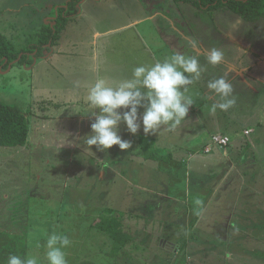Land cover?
Returning a JSON list of instances; mask_svg holds the SVG:
<instances>
[{
    "label": "rangeland",
    "instance_id": "1",
    "mask_svg": "<svg viewBox=\"0 0 264 264\" xmlns=\"http://www.w3.org/2000/svg\"><path fill=\"white\" fill-rule=\"evenodd\" d=\"M69 1L0 0L3 8H19L21 11L18 16L5 14L0 23V33L5 34L17 50L31 48L37 42L44 12L56 15L57 9L64 7ZM103 1L109 2L106 9L110 3L113 5V11L117 15L110 10L117 21L113 22L111 28L103 24H110L107 18L95 22L100 35L92 48L97 57L104 48L111 56V75L114 81H109L110 83L126 79L129 60L134 56L138 57L140 53L141 34L152 56L150 65L178 52L175 50L178 37L174 29L185 31L183 26H190V34L185 32L198 41L200 50L205 48L209 52L216 47L223 51L224 60L214 66V74H204L206 54L200 56L202 75L191 84L188 94L205 102L206 105L201 111L203 115L207 114L216 119L217 123L210 127L211 130L222 132L227 128L224 132L231 136L232 143L245 141L247 145L243 142L241 159H256L260 169L264 171V112L258 113L261 105V109H264V85L261 83L264 81V25L247 22L230 10L202 7L192 1ZM140 2L146 6L148 13L153 14L158 10L173 18L176 23L172 25V32L171 28L168 32L160 28L162 17L158 19V24L147 18L136 26L129 27L128 14L135 20L145 17ZM25 4L28 6L25 7ZM99 17H102V13ZM88 19L85 22L92 20ZM9 26H17L19 30L13 33ZM147 29L148 35L144 33ZM79 34L88 37L91 29L83 28ZM181 44L183 50L195 49L189 45L188 40L181 39ZM193 53L199 56L197 52ZM34 64L35 59L31 62L27 58L24 64L16 63L13 68L2 67L7 72L0 70V102L15 106L25 114H33L42 109L38 114L56 116L51 122L39 121V132H33L35 125L32 118L26 146L0 147V262L6 261L8 254H14L22 257L35 255L40 258V264H46L43 245L48 235L56 231L67 235L71 240V244L64 249L68 264H186L189 257L192 258V264H264V206L263 213L249 218H258L261 225L256 231H253L255 226L248 225V237L239 246H234L230 240L219 242L221 240L212 236V232H200L199 229L195 233L197 240L191 245L188 243L186 250L175 254V245L180 242L175 237V228L168 224L170 218L166 216L158 219L149 215L152 219L150 220L148 216H140L139 202L144 201L140 198L146 197L148 189L162 194L167 186L176 182L180 192L184 191V185L187 186L188 199L192 203L201 188L196 184L200 173L197 175V171L191 170L195 163L191 160L205 159L214 162V156L199 151L193 153L196 158L191 159V151H162L165 156L172 153L174 158L168 162L144 159L143 151L138 145L132 144L129 137L131 133L123 124L119 134L124 140L131 142L132 147L129 150L121 151L118 146H114L103 152L94 146L93 153L85 152L86 146H81V138L91 133V123L94 122L90 114L92 110L89 108L80 113L72 109L55 111L52 108L35 107L31 96L35 94L36 97H43L41 102L47 104L49 93L44 90L47 85L42 86L44 88L38 84L34 87ZM228 69L231 71L230 78L226 80L233 85L236 103L228 111L217 109L212 113L210 106L219 98L213 94V100L197 93L200 88L209 92L208 82L224 78L220 71ZM242 69L246 70L241 74ZM245 81L252 85L250 93L254 95L250 101L239 96ZM72 98L77 99L75 96ZM190 121L195 122V127L200 124L198 118ZM236 126H241V129L232 130ZM245 126H252L255 133L247 137L243 135ZM199 128L204 130L203 126ZM189 136L191 135L181 139L177 136L169 138L173 143L183 141ZM190 143L195 145L198 141L192 139ZM116 149L120 151V164H117L118 161L114 162ZM253 155L255 158H252ZM179 156L187 160L189 158L190 161L183 162ZM100 159L101 163H98ZM216 161L221 164L227 162L223 157ZM103 162L107 171L113 174L106 172L103 175ZM204 174L205 170L199 177L206 178ZM154 180L159 182L154 183ZM171 191L176 190L173 188ZM171 208L177 210L183 209V206L178 204ZM107 209H114L124 216L127 234L135 233L136 229L140 236L134 238L132 247L124 249L117 256L111 252V242L98 230L92 229L91 225ZM148 212L147 210V214ZM145 237L148 241H145ZM164 239L167 245L161 247L160 241Z\"/></svg>",
    "mask_w": 264,
    "mask_h": 264
},
{
    "label": "crops",
    "instance_id": "2",
    "mask_svg": "<svg viewBox=\"0 0 264 264\" xmlns=\"http://www.w3.org/2000/svg\"><path fill=\"white\" fill-rule=\"evenodd\" d=\"M163 2H161L162 5ZM107 3L109 2H105L103 0H78L77 13L68 21L65 29L60 34L57 44L48 50H45L43 52V56L38 60L34 58V87H36L37 84L39 87L47 85V88L44 90H47L49 93L47 104L41 102V100L44 99L43 97L39 98L33 94V96H31V100L33 101L35 107L40 106L43 109L52 108L55 111H61L64 109L69 111L72 109L73 111L77 110L80 113H83L86 109H89L84 101V96H86L85 85L94 83L98 77H103L108 81H114L111 75V56L106 53L104 48L102 53H100V55L97 57L94 49L92 48V45L95 44L97 37L100 35L98 30L99 28H97L95 25L99 22L98 20H104L106 18L109 19L110 24L103 22L104 25H108L107 28H111L113 22L117 21L115 18H113L111 12V10L113 11V5L110 3L109 7L106 9V6L108 5ZM158 3L159 2H154L153 4ZM139 5L140 8L143 9L142 11L145 17L141 20H135L130 16V14H128L127 18L129 20V27L132 25L136 26L138 23L144 21L147 18L154 20L158 24V19L162 17V20L159 22L160 28L166 32H168V29L171 28L170 32H172V25L176 23V21L173 18L168 17L167 13L165 15L162 14L161 11L157 10L155 13L151 14V12L148 13L146 6L142 5L141 2ZM27 6L28 5L25 4V7ZM64 7H66V5ZM5 8L6 10H3ZM5 8H3L0 3V23L5 18L6 13H10L14 16L21 14L19 8ZM100 13H102L101 18L99 17ZM113 13L117 15L114 11ZM146 14H148V17H146ZM88 18H91L92 20L85 22L86 20H89ZM56 19L57 16L53 13L46 14L44 12V22H41L43 25H51V27H53L55 25ZM256 22V24L264 25V19H260ZM183 27L185 31L189 33L190 26ZM8 28L13 33H16L19 30L17 26H9ZM83 28L91 29V34L88 37L81 36L79 34ZM174 30L177 31L176 36L178 37V42L175 43L177 47L174 46L176 51L185 55H194L193 52H197L199 55L197 56L199 60L200 56L207 54L208 51L205 48L203 50H200L199 47L195 48L194 50H183L181 39L190 41L193 40V37H191L192 35H188L184 30ZM144 33L148 35V29L145 30ZM0 34L9 39L5 34ZM141 35L143 36V34ZM141 35L139 40V44L141 46L140 53L138 54V57L134 56L129 60L126 79L131 78L132 69L134 67L139 65L150 66V63L152 62V56L149 51L148 44L145 42V39L141 37ZM35 54L36 53H33L31 56H35ZM164 59L165 58H162L160 61L162 62ZM16 63L18 62L10 64L7 68H13ZM204 64V74H214V66L210 67L207 62ZM2 67H0L1 72H7V70L4 71ZM245 70L246 69H242L241 74ZM230 72V69H228V71L221 70L220 74H222L225 79H228L230 78ZM261 83L264 85L263 80ZM249 84L250 83H248V81H245L243 83V89L239 92V96L244 100L246 99L247 101H250L251 97L254 95L253 93H250L252 85ZM187 87L190 90L192 85L190 84ZM197 94L200 96H205L209 99H213V94H209V92L202 88L199 89ZM73 96L77 97V99L73 100ZM193 99L194 104L189 110L188 117L182 121L175 130L169 131L165 126H161L160 130H158L155 134H149L146 136L143 132V128L141 127V130L136 135L131 134V136H129L132 144L134 143L139 147L140 138L149 137L154 140L155 148L159 149L160 151H191L192 155L193 153L200 151L205 155L211 154L214 156V162L205 161V159H197L196 161L191 160L192 162H195L194 165H192V167L195 169L191 168V170L197 171V175L199 173L203 174V170H205L204 176L206 177H199L200 174L197 176L196 179H198V181L196 184H198V186L201 188V191L198 193L196 192L197 194H195L192 203L188 199L189 194L187 191V186L184 185V191L180 192L176 182L173 185L167 186L166 191L162 194L159 191H151L148 189L146 191V197L140 198L144 199V201L139 202L141 210L140 216H148L150 220L152 219L149 217V215L157 217L158 219H162L166 216L170 218V222L168 224H172V226L175 228V237L178 242H180L179 245H175V254L186 250L188 243L191 245L193 241L195 242V240H197L195 233L199 229L200 232H212V236H216V239L221 240L219 242H222V240H230L233 242L234 246H239L240 242H243L242 240H246L248 237V225H253L256 227L253 229V231H256V229H258V227L261 225V221L258 218H252L250 220L249 218L259 216L260 213H263L262 208L264 206V171L260 169L261 166L260 164L258 165L256 159H241L244 147L243 142L245 141L232 143L231 136L224 132L227 128L222 132L214 131V129L211 130L210 127L217 123L216 119H212L209 117V115H203L201 113L203 107L206 105L204 104L205 102H201L195 97H193ZM202 104L204 105L202 106ZM84 106H87V108ZM261 108L262 105L260 106L258 113H261L262 111L264 112V109ZM40 110H37V112L33 114L26 113L29 121H31L33 118V125H35L33 132L40 131L41 125L39 121L51 122L56 119L54 114H51V116L38 114ZM142 111L143 109L140 110L141 113ZM69 118L72 117L69 116ZM92 118L94 117L92 116ZM194 118H198L200 120L199 126L195 127V122L190 121ZM232 125L233 124H231V126ZM250 125H252V123ZM200 126L204 127L203 131L200 130ZM239 127L241 126H236L232 130L236 131L241 129ZM251 127L252 126H245L243 129V135L247 137L254 134L255 132ZM246 131H250V133L247 134ZM218 134L227 135L230 138L229 146L224 149L214 148L210 153H205L204 149L208 145L211 136ZM187 135L191 136L180 142L173 141L172 143L169 138L170 136H177L179 139H181ZM192 139H196L198 143L191 145L190 142ZM246 145L247 144L245 142V146ZM116 151V161L114 162L116 163L118 161L117 164H120V151L118 149H116ZM192 155L191 159L196 158L195 155ZM170 156V160H172L174 158L172 153H170ZM220 157L225 158L227 162L225 164H221L220 162L216 161ZM179 158H181L183 162L190 161L189 158L187 160L182 156H179ZM252 158H255V156L253 155ZM97 162L101 163V159ZM247 169H250V171H247ZM102 172L103 175H105L106 172H109L107 171V166H105L104 162L102 166ZM109 174L113 173L109 172ZM149 177H147V179H149ZM158 182L159 180H154V183ZM173 188L176 190L175 192L171 191ZM197 201H199V203H197ZM178 204L183 206V209L174 210L171 208L173 205L176 206ZM147 210L149 211L148 214ZM131 234H128L130 237V242L127 248L133 246V243H135L134 238H140L139 232H136V229L135 233L131 232ZM136 234L138 236H136ZM254 237L255 235L253 234L252 238ZM145 241H148L146 237ZM166 245L167 242L165 239L160 241L161 247H165ZM187 263L192 264L191 257H189L186 264Z\"/></svg>",
    "mask_w": 264,
    "mask_h": 264
},
{
    "label": "clouds",
    "instance_id": "3",
    "mask_svg": "<svg viewBox=\"0 0 264 264\" xmlns=\"http://www.w3.org/2000/svg\"><path fill=\"white\" fill-rule=\"evenodd\" d=\"M189 45L199 47L197 40H190ZM206 60L208 64L217 66L223 62L224 53L213 47L207 52ZM201 75L202 65L197 56L173 52L162 62L134 67L129 79L110 83L98 77L94 83L85 85L84 101L92 110L90 114L94 122L91 123V133L81 138V146H86L85 152H92L94 146L103 152L114 146L121 151L129 150L131 142L119 134L121 124L132 135H136L141 127L146 136L155 134L161 126L169 131L175 130L188 117L194 104L187 86L199 80ZM207 89L219 98L210 106L212 113L217 109L228 111L235 105L233 85L225 78L209 81ZM70 244L67 235L56 231L48 235L43 245L46 264H68L64 249ZM0 264H40V258L8 254L6 261Z\"/></svg>",
    "mask_w": 264,
    "mask_h": 264
},
{
    "label": "trees",
    "instance_id": "4",
    "mask_svg": "<svg viewBox=\"0 0 264 264\" xmlns=\"http://www.w3.org/2000/svg\"><path fill=\"white\" fill-rule=\"evenodd\" d=\"M180 1V0H175ZM192 1L202 7L209 6L217 10H230L247 22H256L264 19V0H182ZM78 0L69 2L66 7L57 10L56 22L51 25H43L37 35L36 44L31 48L17 50L12 42L0 34V67L5 69L16 62L24 64L27 58L33 61L39 59L43 52L57 44L60 34L65 29L68 21L77 13ZM30 54V55H29ZM31 56V57H30ZM30 134V121L25 113L19 108L0 102V147H22L26 146ZM140 147L147 160L169 161L171 156L163 155L162 151L155 148L154 140L149 137L140 138ZM106 210V209H105ZM104 211V210H103ZM124 217V216H123ZM122 215L114 209H107L93 220L92 229L98 230L111 242V252L114 256L119 255L127 248L130 237L126 233V223Z\"/></svg>",
    "mask_w": 264,
    "mask_h": 264
},
{
    "label": "built area",
    "instance_id": "5",
    "mask_svg": "<svg viewBox=\"0 0 264 264\" xmlns=\"http://www.w3.org/2000/svg\"><path fill=\"white\" fill-rule=\"evenodd\" d=\"M247 134L250 131H246ZM230 144V138L226 135H212L210 141L206 148L204 149L205 153H210L214 148L224 149L227 148ZM190 264V263H187Z\"/></svg>",
    "mask_w": 264,
    "mask_h": 264
},
{
    "label": "water",
    "instance_id": "6",
    "mask_svg": "<svg viewBox=\"0 0 264 264\" xmlns=\"http://www.w3.org/2000/svg\"><path fill=\"white\" fill-rule=\"evenodd\" d=\"M19 60H17L16 62H18Z\"/></svg>",
    "mask_w": 264,
    "mask_h": 264
}]
</instances>
